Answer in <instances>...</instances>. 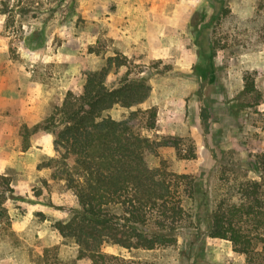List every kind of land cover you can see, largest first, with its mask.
<instances>
[{
	"label": "rangeland",
	"instance_id": "obj_1",
	"mask_svg": "<svg viewBox=\"0 0 264 264\" xmlns=\"http://www.w3.org/2000/svg\"><path fill=\"white\" fill-rule=\"evenodd\" d=\"M28 4L32 10L19 11ZM127 27L133 38L122 35ZM114 54L128 65L112 68L107 86H117L130 68V77L148 79L151 92L140 104L115 105L103 115L122 119L139 110L135 128L142 135L177 136V147L147 153V165L164 160L169 170L200 181L203 192L182 194L185 217L175 244L128 249L102 242L99 251L129 264H264L254 240L247 263L229 240L207 235L214 212L244 200L246 178L260 181L264 201V162L257 157L264 151V0H0V176L12 188L7 219L0 218V264H87L53 226L78 205L53 177L59 172L40 167L56 152L52 133L35 125ZM245 77L258 94L243 93ZM151 107L149 129L144 112ZM191 147L195 156L181 158ZM239 216L226 217L254 234L257 215Z\"/></svg>",
	"mask_w": 264,
	"mask_h": 264
},
{
	"label": "trees",
	"instance_id": "obj_2",
	"mask_svg": "<svg viewBox=\"0 0 264 264\" xmlns=\"http://www.w3.org/2000/svg\"><path fill=\"white\" fill-rule=\"evenodd\" d=\"M57 6L51 9L55 11ZM31 7L32 4H28L19 11L24 13L32 10ZM123 65H128L126 56H108L101 67L85 73L79 92L68 90L62 102L54 105L50 114L35 125V128L52 133L56 152L40 167H48L53 173L58 171V176L53 174V177L65 182L78 205L67 220H56L53 226L65 244L76 246V258L87 264H129L121 256L99 251L102 242L128 249H154L175 244L178 228L185 217L182 194L187 189L191 197L195 192H203L200 181L189 174L169 170L164 160L156 168L147 165V153H154L158 146L177 147V136L167 135L163 141H157L142 135L135 128L139 110L130 111L122 119L103 115L115 105L129 108L144 102L150 95L148 79L130 77V68L117 86H107L105 80L111 69ZM242 91L259 93L247 77ZM144 113L147 116L145 126L154 128L155 108ZM22 135L26 141L27 129ZM194 156L193 147L188 154H181V158ZM257 157L264 162V151ZM258 159L253 163L254 172L258 171ZM260 187L257 179L241 181L240 194L244 200L232 202L227 212H214L207 225L208 236L229 240L234 251L247 256V263L253 240L264 257V201L259 195ZM11 197L10 182L1 175L2 219H7L4 203ZM232 213H239L240 218L256 214L258 226L254 234L242 232L226 217Z\"/></svg>",
	"mask_w": 264,
	"mask_h": 264
},
{
	"label": "crops",
	"instance_id": "obj_3",
	"mask_svg": "<svg viewBox=\"0 0 264 264\" xmlns=\"http://www.w3.org/2000/svg\"><path fill=\"white\" fill-rule=\"evenodd\" d=\"M127 31V33H126ZM123 36L133 38L134 35V29L131 27H127L125 30H122ZM2 92V88L0 87V93ZM0 100H3V97H0Z\"/></svg>",
	"mask_w": 264,
	"mask_h": 264
}]
</instances>
